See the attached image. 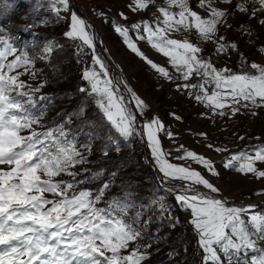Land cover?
Segmentation results:
<instances>
[{
    "label": "rangeland",
    "instance_id": "1",
    "mask_svg": "<svg viewBox=\"0 0 264 264\" xmlns=\"http://www.w3.org/2000/svg\"><path fill=\"white\" fill-rule=\"evenodd\" d=\"M76 2L78 8L69 0L67 10L58 5L60 12L57 16L49 0H0V39L10 41L18 50L16 54L27 51L34 60L29 71L21 67L10 74L19 73V80L31 88H39L35 93L37 98H50L46 101L37 99L32 111L37 115L42 113V119L39 125L33 127L37 131L63 127L69 134L68 139L74 140L76 148L83 154L85 163L71 169L77 173L75 180L83 181L73 191L89 189L96 193L102 184L108 183L109 188L98 207H106L113 198L127 197L133 205L127 215L133 217L140 213L138 227L142 234L129 243L122 254L127 255L134 248H139L147 255L142 264H202L204 253L190 223L192 215L177 204L174 199L176 193H165L156 182L145 158L146 149L154 163L144 135L142 138L137 132L130 140L118 137L109 129L98 109L96 96L78 90L89 87L82 79V73L86 67H92V53L88 48L81 51L79 40L66 37L65 33L70 30L71 14L75 12L85 19L82 12L93 20L95 39L115 67L118 79L147 104L142 113L137 111L141 128L153 118L162 122L165 131L159 132L158 138L162 148L170 153L167 157L169 161L199 171L219 189L214 195L227 200L229 206L253 205L249 216L264 213V178L226 168L224 164L240 152L255 156V150L264 146V106L257 107L241 100L239 104L232 105L239 109L236 112L232 111L231 106L215 109L195 99L197 94H203L199 88L178 87L186 83L200 84L203 78L194 74L187 81L182 79L170 57L152 47L154 42L139 38L146 35L143 27L139 33L131 27L134 23L142 24L145 21L153 26L160 22L163 26L164 17L159 11L160 7H167L173 13L180 10L178 6L169 5L168 0H150L148 7L143 9L135 7V0ZM239 4H243L247 11L238 10ZM188 5L201 17L210 16V9L201 6L198 0H188ZM211 5L225 12L213 40H204L194 26L191 30L181 28L172 31L167 34L168 37L195 44L202 49L199 55L204 60H210L217 69L249 73L254 72L250 67L253 62L264 66V8L259 0H211ZM87 24L92 32L91 25ZM117 24L129 29V35L144 56L167 69L170 78L153 69L143 57L127 47L124 39L114 30ZM217 41L229 45L234 43L236 48L219 51ZM50 44L55 45L54 50L45 53L44 49ZM95 52L100 56L97 47ZM14 55L8 56L7 61L14 59ZM103 61L108 68V62ZM96 70L100 71L98 65ZM32 71L35 76L30 74ZM108 72L111 76L109 68ZM205 87L209 94L218 91L211 83ZM224 90L227 91L226 88ZM228 103L231 104L230 98ZM166 133H171V136ZM21 134L27 135L28 131ZM186 151L211 160L218 175H212L192 158L175 159ZM255 167L264 170V161H256ZM160 175L164 184L185 186L184 181L166 179L162 173ZM53 179L72 181L73 177L61 174ZM192 187L207 190L202 185ZM45 196L55 198L50 193H45ZM161 200L170 209L163 214V219L158 206ZM172 223L176 226L172 227Z\"/></svg>",
    "mask_w": 264,
    "mask_h": 264
},
{
    "label": "snow or ice",
    "instance_id": "2",
    "mask_svg": "<svg viewBox=\"0 0 264 264\" xmlns=\"http://www.w3.org/2000/svg\"><path fill=\"white\" fill-rule=\"evenodd\" d=\"M149 2L135 0V7L147 8ZM198 2L210 9L208 18L192 11L188 0H168L169 5L178 6L180 10L173 13L167 7H160L159 11L164 17L163 26L160 22L153 26L145 21L142 24L134 23L131 27L137 33L143 27L146 35L139 38L154 42L152 47L170 57L182 79L187 81L194 74L203 78L200 84L178 85L199 88L203 94L195 96L198 102H205L215 109L231 106L233 112L239 109L232 105L239 104L241 100L257 107L264 106V66L253 62L250 67L254 72L249 73L217 69L210 60H204L199 55L202 49L195 44L168 37L167 34L172 31L181 28L191 30L194 26L204 40L214 39L225 12L212 7L211 0ZM259 2L264 8V0ZM49 3L57 16L60 12L58 5H62L64 10L69 7V0H49ZM238 10L246 12L247 8L239 4ZM114 30L124 39L127 47L143 57L153 69L169 77L167 69L144 56L133 42L127 27L117 24ZM65 35L79 40L81 51L88 48L92 53V67H86L82 73V79L89 87L78 90L96 96L95 103L109 129L124 140H130L140 131L157 170L166 179L185 182L184 187L175 189L174 199L192 215L190 223L204 253L202 264H264V213L249 216L253 205L229 206L227 200L213 195L219 189L199 171L170 162L167 158L170 153L162 148L158 138V133L165 131L158 118L151 119L142 130L139 129L130 105L134 104L141 113L148 106L124 82L109 75L107 65L95 52V34L88 30L85 19L72 12L70 30ZM217 43L219 51L236 48L234 43ZM54 47L50 44L44 52L51 53ZM17 51L10 41L0 39V264H142L147 255L139 248H134L127 255L122 254L129 243L142 234L138 227L140 213L133 217L127 215L133 206L127 197L113 198L106 207H98L109 188L108 183L102 184L96 193L89 189L73 191L83 181H76L77 173L71 169L85 163L83 154L76 148L74 140L68 139L69 134L63 127L45 131H37L33 127L39 125L42 119V113L37 115L32 111L37 99L46 101L50 98H37L35 93L39 88H31L19 80V73L10 74L21 67L29 71L34 65L27 51L16 54ZM13 55L14 59L7 61V57ZM30 74L35 76L34 71ZM209 83L214 84L218 91L209 94L205 87ZM125 92L128 93L127 97ZM229 98L231 104L228 103ZM25 130L28 134L22 135ZM166 134L171 136V133ZM116 150H119L118 146ZM186 158H192L212 175H218L212 161L195 152L186 151L183 156L175 157L177 160ZM256 161H264V146L255 150V156L247 152L235 154L224 166L264 178V170L255 167ZM61 174H67L73 180L53 179ZM192 185H202L210 191L201 192ZM45 193L55 198L49 199ZM158 206L163 219V214L170 209L163 200L158 202ZM171 226L176 225L172 223Z\"/></svg>",
    "mask_w": 264,
    "mask_h": 264
},
{
    "label": "water",
    "instance_id": "3",
    "mask_svg": "<svg viewBox=\"0 0 264 264\" xmlns=\"http://www.w3.org/2000/svg\"><path fill=\"white\" fill-rule=\"evenodd\" d=\"M71 1H72V3H74V5L76 6V8L79 7V5L77 4L76 0H71ZM81 15H82V16L85 18V20L91 25V30H92V32H93L94 34H96V26H95V23L93 22V20H91L87 15H85V14L82 13V12H81ZM95 37H96V35H95ZM95 44H96V47H97L98 52H99V54H100V57L103 58L104 60H106V62H108V68H109L110 71H111V76H112V77H116V78H118V77H117V72H116V70H115V67L113 66V64H111V63L109 62V60H108L107 57L105 56V54H104V52H103L101 46L99 45V43L97 42L96 39H95ZM100 50H101V52H100ZM121 89H123L122 86H121ZM124 95L127 97V96H128V93L125 92ZM130 108L135 112V115H136V118H137V123H138L139 129L142 130V128H141V122H140V118H139V114L137 113V110H136L134 104H131V105H130ZM138 133H139L140 136L143 138V135L141 134V132L138 131ZM145 158L147 159V163H148L149 167H150V168L152 169V171H153V174H154V177H155L156 182L162 187V190H163L165 193L173 195L174 193H176V192H175V189H176V188H182V187H184V186H170V185H167V184L162 183V181H161V175H160L159 171L157 170L156 165H155V164L153 163V161L148 157V154H147V150H146V149H145ZM195 189L198 190V191H201V192H205V191H207V190L200 189V188H195ZM213 195H214V194H213ZM216 196H217L218 198H221V197L218 196V195H216ZM196 246H198L197 243H196Z\"/></svg>",
    "mask_w": 264,
    "mask_h": 264
},
{
    "label": "bare ground",
    "instance_id": "4",
    "mask_svg": "<svg viewBox=\"0 0 264 264\" xmlns=\"http://www.w3.org/2000/svg\"><path fill=\"white\" fill-rule=\"evenodd\" d=\"M100 52H101V50H100Z\"/></svg>",
    "mask_w": 264,
    "mask_h": 264
}]
</instances>
